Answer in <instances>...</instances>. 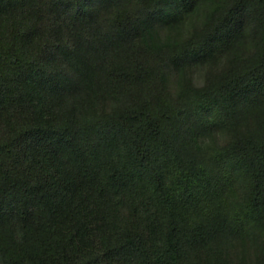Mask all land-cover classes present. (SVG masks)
<instances>
[{
    "label": "trees",
    "instance_id": "1",
    "mask_svg": "<svg viewBox=\"0 0 264 264\" xmlns=\"http://www.w3.org/2000/svg\"><path fill=\"white\" fill-rule=\"evenodd\" d=\"M0 264H264V0H0Z\"/></svg>",
    "mask_w": 264,
    "mask_h": 264
}]
</instances>
